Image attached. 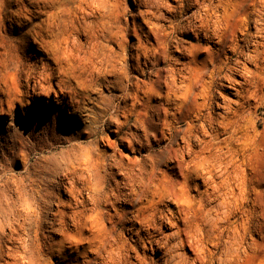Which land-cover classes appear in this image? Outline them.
Wrapping results in <instances>:
<instances>
[{"label":"bare ground","instance_id":"1","mask_svg":"<svg viewBox=\"0 0 264 264\" xmlns=\"http://www.w3.org/2000/svg\"><path fill=\"white\" fill-rule=\"evenodd\" d=\"M134 1L147 27L136 45L107 0H0V32L23 20L35 52L24 61L0 43V115L41 105L0 129V264H264V0H173L168 25L159 1ZM27 2L59 4L40 23L7 15ZM40 136L70 143L48 159L55 171L6 175ZM194 205L213 215L206 239L190 235ZM123 216L130 238L116 234ZM147 244L154 263L138 253Z\"/></svg>","mask_w":264,"mask_h":264},{"label":"rangeland","instance_id":"2","mask_svg":"<svg viewBox=\"0 0 264 264\" xmlns=\"http://www.w3.org/2000/svg\"><path fill=\"white\" fill-rule=\"evenodd\" d=\"M59 1L60 0H58V2ZM107 1H108V9L110 11L109 14L114 16V17L120 18V25L122 27L123 36H124V37L122 36V40L124 39L126 41V43H128L130 45H132V44L136 45L139 40L145 39V35L141 32V28H143L145 30V29H147V27H146V24L143 22L142 18L138 15L139 7L136 4V2L134 0H107ZM155 1L156 2L159 1V3H160V7L158 9L159 17H161V19H163L165 21V22L160 21V24L168 25V20L166 17L170 16L169 11L171 10V8L173 9V6H175L176 3L173 0H155ZM55 2H57V1H55ZM186 2L191 3V0H186ZM57 4H59V3H56L54 5V7L57 6ZM51 7H53V6L51 5ZM51 7H49V6L48 7H42V5H41V8L38 9V7H34L33 5H30L29 2H27L23 5L20 4V7L17 6L15 3V4L8 5L5 8H6V13L8 16L12 13H15V12L22 13V10L24 9L23 13H22L23 15H26L27 18H29V17L31 18L33 16L34 17L36 16V18H34L35 19L34 23H40L42 21V19L45 20L48 15L55 13L54 12L55 8L54 7L51 8ZM75 12H77V15L79 17H81V13H80L79 9H77V10L75 9ZM179 19H180V17H179ZM23 23H24L23 20L16 22L13 19L7 18L5 20V25H6L5 27H6V29L8 28L11 30L9 31L7 29L8 31H6V33H5V30H2V32H0V43H2L6 48H9V46H11V47L17 46L18 55L22 58V60L28 61L29 58L33 57V55H34L33 53H35V52L23 50L22 39L19 38V34L17 31L18 28H20ZM112 32L114 33V29H112ZM2 36L6 37V39H4V41H2V39H3ZM113 38H114V35H113ZM153 39L154 38H152V40ZM28 42L30 43V46L32 45V47H36V45L33 43L34 41L32 38H30ZM110 44L113 45V43H110ZM36 51L40 52L37 49H36ZM0 52H3V50H0ZM112 93H115V92H112ZM108 94L109 93L107 91V88H105V87L101 88L100 94H99V91L93 90L92 92H89V94H88V97H87V101H89L88 104L89 105H96L97 102H101V100L98 99L99 96H106ZM4 105L6 108L7 107L6 104H4ZM40 109H41L40 104H38L37 107H35L34 104H30V105H27L25 107L18 106L9 115H6V113L3 114L2 117L0 115V129H6L7 130V129H10L14 126L20 128L23 125V123H27L29 121V119H30L29 117L31 115H34L37 111L41 113ZM110 115L111 114H108V117ZM67 125L74 127V129H76L78 131H81L82 128L85 126V124L79 119H76L74 124L69 123L67 121ZM182 128H185V125L182 126ZM108 136L111 139L114 137L113 133L110 130L108 131ZM69 145H70V143H66V142H63L60 144L54 143L52 145L49 142H46V139L43 136L37 137L36 139H33V140L32 139L26 140L24 147L21 150L22 152L18 151V155H16V158L11 162V164L7 163L8 169L10 171H7L6 175L11 176L14 171H18L20 173V175L24 176V175H26V172H24V169L26 166H29L30 169L32 168L31 170H33L36 166L37 167L40 166L42 168L44 167L45 169H47L48 171L53 173L55 171L54 166L52 164H49L48 159L49 158H53L54 160L60 159L61 152L67 150L69 148ZM1 146H3V145L1 144V140H0V151H2ZM7 146L8 145L5 142L4 147H7ZM121 149H123L124 151H127V150H125V148H121ZM43 150H44V152H42ZM6 153H7V151H6ZM24 160H27L26 165H25ZM116 179H119V177L116 176ZM124 191L127 192L128 190L124 189ZM198 191H199V188H198ZM198 191L195 188V189H191L190 193L192 195H195V194H197ZM122 203H124V202H122ZM159 203H161L162 208L166 212H167V208L172 209L173 205H174L167 200L159 201ZM118 205H120V204H118ZM120 206H122L123 209H126V210L129 209L128 207H131L130 204L128 205V207H127V204H126V206L125 205H120ZM210 206H214V204H210ZM210 206H208V207H210ZM196 209H197V205H194V209L190 213L191 214L190 218L193 222L198 223L199 225H198V227H196V229H195V227L190 228L191 229L190 235L193 236L194 238H202L203 237L204 239H206L207 238L206 235H209V231H210V223L205 225L206 220L208 222L210 220L209 218H212L213 215H210V214L208 215V213L205 211L206 209L200 210V211L196 210ZM110 212L114 213V210L112 209V210H110ZM122 213L125 214V212L120 211L119 215H117V218L121 217ZM123 217H124V219L118 220V224L116 225V234H120L123 237L130 238L131 233L127 231V229H126L127 224L125 223L126 220H128V218L125 216H123ZM198 228H200L201 230ZM163 231H164V229H162L158 232L159 237L162 236ZM198 231H199V233H198ZM133 238H135V236ZM128 241H130V243H133L132 239L131 240L129 239ZM137 250H138L139 255L143 259H145L146 261H151V263H154V260L157 257L156 256L157 246L155 244L152 246V249H151L149 244H147V247H144L142 245H138ZM185 252H186L187 256H191L192 252L189 248H186ZM55 262H56V260L52 261V263H55ZM215 264H217V263H215Z\"/></svg>","mask_w":264,"mask_h":264}]
</instances>
